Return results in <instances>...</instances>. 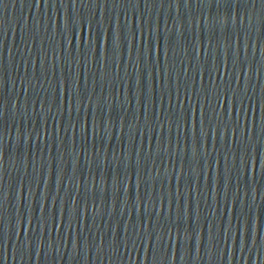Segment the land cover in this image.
<instances>
[{
  "label": "water",
  "instance_id": "water-1",
  "mask_svg": "<svg viewBox=\"0 0 264 264\" xmlns=\"http://www.w3.org/2000/svg\"><path fill=\"white\" fill-rule=\"evenodd\" d=\"M0 264H264V0H0Z\"/></svg>",
  "mask_w": 264,
  "mask_h": 264
}]
</instances>
